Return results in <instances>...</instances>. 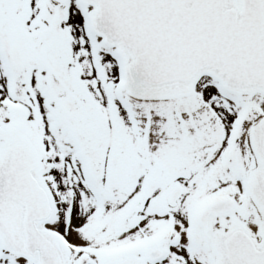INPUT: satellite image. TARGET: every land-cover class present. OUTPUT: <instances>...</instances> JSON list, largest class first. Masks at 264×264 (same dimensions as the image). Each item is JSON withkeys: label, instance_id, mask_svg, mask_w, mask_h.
Instances as JSON below:
<instances>
[{"label": "snow or ice", "instance_id": "snow-or-ice-1", "mask_svg": "<svg viewBox=\"0 0 264 264\" xmlns=\"http://www.w3.org/2000/svg\"><path fill=\"white\" fill-rule=\"evenodd\" d=\"M0 264H264V0H0Z\"/></svg>", "mask_w": 264, "mask_h": 264}]
</instances>
